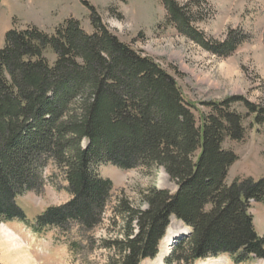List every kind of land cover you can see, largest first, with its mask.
<instances>
[{
    "label": "trees",
    "instance_id": "trees-1",
    "mask_svg": "<svg viewBox=\"0 0 264 264\" xmlns=\"http://www.w3.org/2000/svg\"><path fill=\"white\" fill-rule=\"evenodd\" d=\"M165 6L169 25L218 54L236 42L203 43L192 22L191 4ZM94 33L66 20L54 34L29 27L10 30L0 49V221L15 222L34 237L46 229L63 237L71 226L88 233L103 222L112 185L97 168H162L174 193L150 189L146 209L125 197L111 209L121 221L119 239L101 240L112 255L105 264L154 260L171 218L191 230L172 248L166 264H195L227 256L232 264L264 262V238L254 230L250 202L264 204V178L227 183L237 161L223 149L241 142L243 122L264 126V107L240 97L201 104L194 116L175 80L153 60L119 42L93 16ZM54 57L52 64L46 51ZM238 105L244 114L237 111ZM199 113V111H198ZM264 143V139H263ZM52 165L71 200L51 207L33 223L16 199L44 188L42 172ZM79 244H69L76 251Z\"/></svg>",
    "mask_w": 264,
    "mask_h": 264
},
{
    "label": "rangeland",
    "instance_id": "rangeland-1",
    "mask_svg": "<svg viewBox=\"0 0 264 264\" xmlns=\"http://www.w3.org/2000/svg\"><path fill=\"white\" fill-rule=\"evenodd\" d=\"M172 1L181 8L194 2ZM195 1L200 7L194 3L189 7L196 14V22L190 26L201 35V42L208 43L210 48V44H221L231 37L236 42L232 51L214 53L181 35L174 25H169L166 8L159 0H0V49L10 30L34 27L52 35L70 19L77 21L85 33L92 34L94 16L119 42L153 60L175 80L185 101L195 106L196 121L199 114L207 112L201 104L232 97L264 107V0ZM46 58L53 63L50 50L46 51ZM234 107L244 114L238 105ZM243 127L245 134L241 142L226 140L223 144L224 150L237 157L229 169L228 184L236 179L264 178V126L254 125L249 118L244 120ZM97 172L112 185V201L99 227L79 233L73 225L63 237L46 229L44 235L34 237L22 225L0 221V264H105L112 254L101 249V240L119 239L122 230L121 221L111 212L118 198L125 197L133 207L145 210L143 200L150 189L170 193L176 190L162 168L121 170L106 165L98 167ZM42 178L45 186L41 193L28 192L16 199L30 223L45 209L71 200L66 183L52 165L44 168ZM251 206L254 230L264 238V204ZM178 222L170 219L168 230L184 233ZM186 234H179L178 238ZM76 243L77 250H70L69 244ZM174 246L168 250L163 264ZM151 261L141 264H152ZM195 264H232V261L221 255ZM245 264L264 262L254 260Z\"/></svg>",
    "mask_w": 264,
    "mask_h": 264
},
{
    "label": "bare ground",
    "instance_id": "bare-ground-1",
    "mask_svg": "<svg viewBox=\"0 0 264 264\" xmlns=\"http://www.w3.org/2000/svg\"><path fill=\"white\" fill-rule=\"evenodd\" d=\"M180 226L183 228L184 233H175L170 232L168 229L166 234L159 245V251L157 257L151 261L152 264H163V259L165 255L168 253L169 247L172 244L173 240L179 236V234H186L189 230L184 227L180 222H178Z\"/></svg>",
    "mask_w": 264,
    "mask_h": 264
},
{
    "label": "crops",
    "instance_id": "crops-1",
    "mask_svg": "<svg viewBox=\"0 0 264 264\" xmlns=\"http://www.w3.org/2000/svg\"><path fill=\"white\" fill-rule=\"evenodd\" d=\"M252 213V212H251ZM253 217V216H252ZM253 220H254V218H253ZM253 223H254V221H253Z\"/></svg>",
    "mask_w": 264,
    "mask_h": 264
}]
</instances>
